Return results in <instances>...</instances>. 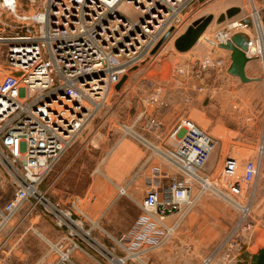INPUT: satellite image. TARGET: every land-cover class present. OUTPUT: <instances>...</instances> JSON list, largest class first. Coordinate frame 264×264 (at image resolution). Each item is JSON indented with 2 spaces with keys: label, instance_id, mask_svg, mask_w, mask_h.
<instances>
[{
  "label": "built area",
  "instance_id": "built-area-1",
  "mask_svg": "<svg viewBox=\"0 0 264 264\" xmlns=\"http://www.w3.org/2000/svg\"><path fill=\"white\" fill-rule=\"evenodd\" d=\"M199 1L26 0L21 12L19 0H0V58L4 63L0 64V254L5 230L28 202L32 205L27 216L41 207L63 230L58 242L49 241L52 258L46 264H80L73 253L83 250V244L93 250L100 264H149L144 257L170 240L180 218L210 190L223 188L230 195L227 198L238 199L240 218L228 232L226 244L233 245L239 233L251 228L247 219L264 163V140L255 149H231L218 172L216 168L207 172L205 167L216 148L222 155L220 141L188 116L165 131L164 121L147 112L150 106L168 105L163 85L153 80L137 122L161 144H151L136 134L151 148V154L137 172L145 171L146 190L138 203L142 213L130 231L114 238L101 228L114 241L107 246L85 229V220L74 210L63 208L40 188L62 155L107 105L128 70L148 57L169 30L170 37L192 24ZM124 3L140 16H124ZM263 15L252 4V27L241 20L231 21L205 38L210 53L198 60L199 76L225 72L229 59L215 52L235 33L245 32L247 55L261 61L264 81ZM188 68L175 67L180 74L188 73ZM199 89L204 90L203 86ZM242 153L248 154L244 157ZM156 155L163 164L152 161ZM170 168L176 173L171 174ZM166 179L170 180L168 186ZM121 192L126 190L121 188ZM177 214L180 218L171 219ZM213 261V256H207L201 264Z\"/></svg>",
  "mask_w": 264,
  "mask_h": 264
},
{
  "label": "crops",
  "instance_id": "crops-1",
  "mask_svg": "<svg viewBox=\"0 0 264 264\" xmlns=\"http://www.w3.org/2000/svg\"><path fill=\"white\" fill-rule=\"evenodd\" d=\"M229 22L231 20L221 24L217 23L219 26L215 28L216 30L214 29V33ZM204 34L207 35L206 33ZM208 45L207 43L202 48V51L205 52H200L199 50L198 52H192L191 50L195 46L189 50L190 53L189 51L181 52L186 57L177 60L168 76L163 78L161 83L156 82L159 85H163L168 105L150 108L147 111L148 115L159 116L164 121L165 131L170 130L179 118L188 116L202 128H209V125H211L212 129L209 132L214 134V138L223 142L225 137L216 135L214 130L215 122L218 125L221 120V118L214 117V101L221 99L222 103L227 104L229 113L230 106L236 102L240 105V109L245 108L246 110L241 113L245 115V119L241 120L242 124H238L239 126L235 127L243 130L242 136H245V140H248L247 144L250 143L249 145L256 146L261 141L260 130L263 127L264 120V95L263 97L259 94L257 97L255 96L257 93L256 89L261 92V95L264 92L262 63L258 58H254V60L249 62L246 66L247 75L259 80L243 82L238 76L229 74L231 52L221 48L215 53L227 60L229 59L226 66V74L229 76L226 80H223L222 78L226 76L224 72L211 71L201 78L197 70V63L198 60H202L210 53ZM167 59L162 65L165 66ZM177 65L188 66V73H178L175 69ZM157 69L160 72L159 74H161L162 68ZM145 78L146 88L142 94L143 97L150 92L149 82L153 80L148 78L147 75L144 76ZM201 86L204 89L202 91L199 89ZM117 89L121 91L120 87ZM113 105L115 106L113 107ZM113 105L110 114L105 116V121L110 122L112 129H108L105 134H102L100 145L97 143L96 138H92V144H90L91 141L88 136L85 138L80 135L75 143L76 145L72 146L75 151L65 153L45 179L47 183L49 176H52L54 170H56V175L51 178V194L47 192L50 189L48 190L46 184H44L45 181L40 186L52 200L59 202L63 208L74 210L77 217L86 218L85 229L89 230L95 239L107 246H112L114 241L106 236L101 228H104L114 238H118L130 231L142 213L138 203L142 202L145 197L146 173L142 172L141 176L136 175L143 162L150 156L151 148L139 139L136 134L141 135L151 144H161V141L156 139V135L153 132L145 131L142 122H137L144 109L140 112L139 107L136 106L133 109L134 106H129V109L121 115L118 105ZM252 105H256V107L259 105V107L254 109ZM232 118L230 116L227 121L225 119L222 121L228 130H234L235 128L231 124ZM235 122L239 123L238 121ZM229 123L232 125H230L231 127L227 126ZM135 128L136 130H134ZM110 141L112 142L111 145ZM107 142L110 145L109 147L105 146ZM91 145L93 147H90ZM104 148H107L108 151L102 156ZM88 155H91V157L87 159ZM152 161L164 163L158 155L154 156ZM88 163H93L95 166L91 171H87ZM58 167L60 168L57 170ZM170 172L174 174L176 170L170 168ZM164 183L168 186L170 180L166 179ZM121 188H124L126 193H122ZM39 208L41 211L35 216L49 226L41 225V230L33 227L29 229H33L35 233L37 231L38 234L44 236L51 243L58 242L62 237L63 230L56 226L51 215L44 214L43 209ZM83 245V250L75 251L73 258L80 264H100V259L93 250L88 245ZM27 257V254H20V258L23 260L27 259ZM51 258L52 256L48 250V252L38 257L37 261L39 264L47 263ZM44 260H47V262Z\"/></svg>",
  "mask_w": 264,
  "mask_h": 264
},
{
  "label": "rangeland",
  "instance_id": "rangeland-1",
  "mask_svg": "<svg viewBox=\"0 0 264 264\" xmlns=\"http://www.w3.org/2000/svg\"><path fill=\"white\" fill-rule=\"evenodd\" d=\"M19 2L23 5L20 8L22 12V10L26 8V0H19ZM252 4H255L258 8H261L264 11V0H201L195 6L196 13L191 17V23L210 14H213L218 18L222 13L226 14L229 10H233L232 12L234 14L232 17H228L227 20H250ZM28 11L30 13L32 12V10ZM121 11L124 16L130 19H137L140 16V13L137 10L125 3L122 5ZM4 16L10 19L9 14H4ZM218 26L217 19L212 21L204 32L207 35L203 34L198 40L197 45L190 50L192 52H198V50L200 52H205L202 51L203 46L207 45L205 38L212 36L216 30L215 28ZM245 26L247 25L245 24ZM184 32L185 30L181 29L176 35L167 38L156 51L155 48L157 46L148 57H145L137 66L128 70V75L120 86L121 91H118L117 88L112 91L108 98L107 105L99 111L96 117L81 133L83 137L86 138V136H88L90 141L92 138H96L97 143L100 145L102 142V134H105L108 129H112L110 122L105 121V116L110 114L113 104L118 105L121 115L129 109V106H134L133 109L136 106L139 107L140 112L144 109L142 102L144 98L142 94L146 88V78L144 79V76L147 75L148 78L153 79L155 83H161L162 79L168 76L173 65L177 63V60L186 57V55L182 54L175 45V40ZM2 50H5V46H2ZM166 58L168 59L164 66L162 63ZM0 64H4L1 61V58ZM154 68L156 69L153 70ZM157 68H162L161 74H159L160 72ZM224 74L226 76L222 79L226 80L229 75L226 74V71ZM255 91H257L255 95L256 97L258 94L263 97L264 92L261 95V92L258 89ZM226 105L227 104L222 103L221 99L214 101V117L221 118L218 125L215 122V134L218 136H224L225 138L223 142L219 140L220 145L222 146L221 150H223L222 155L219 156L217 152L212 153L208 161L209 163H207L205 167L207 172H210L215 168L218 172L221 168L223 156L226 155L227 152H231V149L233 148L242 146L243 148L249 147L255 149L254 146L249 145L250 143L247 144L248 140H245L246 137L242 136L243 130L236 128L239 126L238 124H242L241 120L245 119V115H242L241 113L246 109H240V105L234 102V105L230 106L231 109L229 113ZM114 106L115 105H113V107ZM248 107L250 106L248 105ZM253 107L255 109L256 105H252V108ZM258 107L259 105L256 108ZM150 108L153 107L150 106L149 109ZM230 116L233 117L231 124L234 125V127L236 126L234 130H228L222 122L223 119H225V121L230 119ZM235 121H238L239 123H236ZM231 124L229 123L227 126H230ZM204 129L209 132L212 129V126L209 125V128L205 127ZM134 130H136V128ZM260 136L261 139L264 140V120L263 127L260 130ZM111 143L112 142L110 141V145ZM90 144H92V141ZM110 145H108V142L105 144L106 147H109ZM73 147L68 149L65 153L75 151ZM90 147L93 146L91 145ZM107 151L108 149L104 148L102 156L105 155ZM246 154L248 153H242L244 157L247 156ZM90 157L91 155H88L87 159ZM90 164L88 163L87 171H91V169L95 167L94 164ZM59 168L60 167H58L57 170ZM143 173H145V171ZM141 174L142 171L136 176H141ZM55 175L56 170H54L52 176H49L50 178H48L47 183L46 181L44 183L48 190L50 189L47 191L49 194H51L50 191L52 189L50 185L51 178ZM254 188L257 191L256 198L251 204L250 215L247 219L251 228L239 233L234 238L235 242L233 245L226 244L224 240L230 229L240 218L241 212L237 206L238 199L232 198L233 200H231L227 198V196L230 195L223 188L219 189L220 191L210 190L199 198L196 206L186 216L180 218V214H177L171 218L179 217L181 219L180 226L176 233L166 244L146 255L144 257L145 261L149 264H201L203 258L213 256L214 261L212 264H245L244 259L239 260V257L242 254L247 252L251 254L257 253L261 248H264V163L260 178ZM10 195L11 193L7 194V198L10 197ZM31 205L32 204L28 202L5 230L4 252L0 254V264H39L37 258L50 250L49 241L44 238V236L38 234L37 231L35 233L33 232V229H29L33 227L37 230H41L42 226H49L35 216L41 211L39 207L37 210H34L32 215H26L27 210ZM84 220H86V218H84ZM23 253L28 255L27 259L23 260L20 258V254ZM44 261L47 262V260Z\"/></svg>",
  "mask_w": 264,
  "mask_h": 264
},
{
  "label": "water",
  "instance_id": "water-1",
  "mask_svg": "<svg viewBox=\"0 0 264 264\" xmlns=\"http://www.w3.org/2000/svg\"><path fill=\"white\" fill-rule=\"evenodd\" d=\"M233 10H229L226 14L222 13L218 18L215 15L210 14L206 15L200 19L195 20L192 24L188 26L186 31L181 34L176 40L175 45L180 52H187L191 48H193L200 37L204 34L205 30L209 26V24L217 19V23L221 24L227 20L228 17L233 16ZM264 21V15H263ZM243 24H246L247 27H252L251 20L242 21ZM172 29L169 30L165 36L160 40L155 51L159 48V46L169 37ZM248 35L245 32H237L235 33L230 40L226 43H221L220 47L231 52V64L228 68V72L231 75L238 76L243 82H250L253 80H259L258 78H251L246 73V66L249 62L254 60L253 57L247 55L248 46ZM126 79V76L122 79V81L118 84L117 88L121 86V84ZM240 259H244L245 264H264V248H261L257 253H244L239 257Z\"/></svg>",
  "mask_w": 264,
  "mask_h": 264
}]
</instances>
